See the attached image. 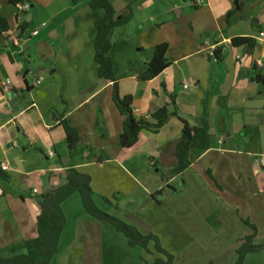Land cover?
<instances>
[{"label":"crops","instance_id":"crops-1","mask_svg":"<svg viewBox=\"0 0 264 264\" xmlns=\"http://www.w3.org/2000/svg\"><path fill=\"white\" fill-rule=\"evenodd\" d=\"M112 2L118 15L131 11L112 33L119 93L132 96L137 118L162 107L169 114L157 133L142 131L130 148L119 144L123 116L113 85L95 66L89 0H0L7 23L0 30V163L8 166L0 168V257L37 236L39 197L75 168L91 177L97 206L119 209L120 219L156 235L167 252L175 251L170 244L186 261L234 264L247 237L264 243V0ZM22 3L29 9L20 10ZM242 37L251 42L232 43ZM163 43L168 66L141 80ZM6 79L9 90L1 87ZM64 119L79 132L74 154ZM184 121H206L213 145L192 149L190 165L176 173ZM105 223L78 212L68 229L66 219L52 264L156 258L153 244L135 258L113 248L119 237ZM244 264H264V249Z\"/></svg>","mask_w":264,"mask_h":264},{"label":"trees","instance_id":"trees-1","mask_svg":"<svg viewBox=\"0 0 264 264\" xmlns=\"http://www.w3.org/2000/svg\"><path fill=\"white\" fill-rule=\"evenodd\" d=\"M77 1L73 0V2ZM190 1L193 2L194 0ZM89 6L91 9L90 16L94 22L92 42L97 73L99 77L113 85V100L123 116L119 144L121 147L130 148L137 143L142 131L157 133L167 123L169 114L166 107H162L149 117L137 118L132 110V96H122L119 93L118 80L111 56L115 46L112 41V33L115 28L129 21L131 11L127 14L118 15L112 0H89ZM0 30L2 32L7 30V23L2 18H0ZM250 42L251 39L247 37L232 40L233 44ZM166 51L167 44L165 43L155 47L153 56L148 62L147 70L139 75L141 80H148L157 76L168 66ZM220 54L221 50L218 49L215 55L220 58ZM61 124L66 134L70 154H74L73 152L77 150L80 144L79 132L67 119L62 120ZM212 145L213 141L206 121H203V124L199 126L184 121L181 137L176 144L177 164L173 171L182 172L190 165L189 153L192 149L204 150ZM75 193L80 195L82 206L89 215L122 232L132 246L139 245L149 252L148 245L153 244L157 256L153 261H147L146 264L173 263V256L164 249L156 235L152 233L143 234L135 226L125 223L122 219L97 206L93 198L91 177L71 168L64 183L45 191L39 197L41 212L37 217V236L12 247L9 257H0V264H52L58 253L66 226V217L61 205ZM253 238V235L247 237L237 249V259L234 264H244L247 254L264 249V243L256 244L253 242Z\"/></svg>","mask_w":264,"mask_h":264},{"label":"rangeland","instance_id":"rangeland-1","mask_svg":"<svg viewBox=\"0 0 264 264\" xmlns=\"http://www.w3.org/2000/svg\"><path fill=\"white\" fill-rule=\"evenodd\" d=\"M121 198L123 199L124 197L122 196ZM80 199H81L80 195L78 193H75L71 198H69L66 201L64 212H65V217L68 221V229L71 227V225L75 221L78 212L87 213L84 210ZM97 202H99L98 199H97ZM109 211H110L109 214H111L115 217L120 218L122 216V213L120 212L119 209L116 210V208H112ZM125 223H127V222H125ZM127 224H130V223H127ZM105 225H107L108 228L112 229L114 231V233H117V235L119 237V238H117V241H115L117 243V246H116V244H113V248L120 246V248H122L121 251L124 252V250L127 249V253H129L132 258L139 256V254L141 253V249H143L141 246H139V245L132 246L131 244L128 243V239L126 238V236L122 232H119V231L117 232V230L113 226H111L110 224L105 223ZM130 225H132V224H130ZM63 235L65 236L66 233L64 232ZM113 240H115V237L113 238ZM167 246H168V249L171 250V248H173L175 250L174 253H171L168 251L169 254H171L173 256V263L172 264H196V263H199V261H192V262L186 261L184 259L185 258L184 251L180 250L179 248H177L174 245L169 244ZM121 262H122L121 260H117L113 257H110L109 259L104 260L105 264H121ZM248 262L251 263V259H249ZM254 262L259 263L258 260L254 261Z\"/></svg>","mask_w":264,"mask_h":264},{"label":"built area","instance_id":"built-area-1","mask_svg":"<svg viewBox=\"0 0 264 264\" xmlns=\"http://www.w3.org/2000/svg\"><path fill=\"white\" fill-rule=\"evenodd\" d=\"M204 3H205V0H194V1L192 2V5H193V6H201V5H203ZM19 9H20V10H28V9H29V4H28V3H22V4H19ZM37 32H38V31H35L34 34H36ZM259 34H260L261 37H264V31L260 32ZM14 42H15V44L17 45V44H18V38H15V39H14ZM211 50H212V49H211ZM209 54H210L212 57L216 56V55H215V52H214L213 50L210 51ZM257 64H258V65H261V62H260V61H257ZM187 86H188V84L186 83V84L184 85V87H187ZM1 87H2L4 90H9V89L11 88L10 80L6 79L5 81H3V82L1 83ZM147 117H149V116H147ZM0 168H1L2 170H6V169H8V166H7L6 163H0Z\"/></svg>","mask_w":264,"mask_h":264}]
</instances>
